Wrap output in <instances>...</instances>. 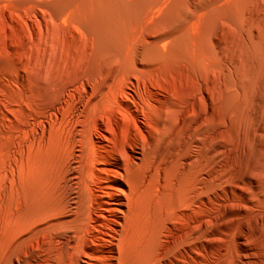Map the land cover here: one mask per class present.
I'll return each instance as SVG.
<instances>
[{
  "label": "bare ground",
  "instance_id": "bare-ground-1",
  "mask_svg": "<svg viewBox=\"0 0 264 264\" xmlns=\"http://www.w3.org/2000/svg\"><path fill=\"white\" fill-rule=\"evenodd\" d=\"M0 264H264V0H0Z\"/></svg>",
  "mask_w": 264,
  "mask_h": 264
}]
</instances>
